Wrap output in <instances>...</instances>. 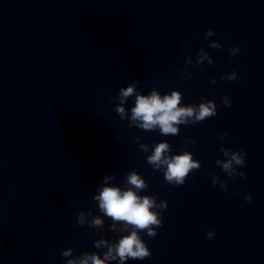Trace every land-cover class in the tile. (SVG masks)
Segmentation results:
<instances>
[{
	"label": "water",
	"instance_id": "1",
	"mask_svg": "<svg viewBox=\"0 0 264 264\" xmlns=\"http://www.w3.org/2000/svg\"><path fill=\"white\" fill-rule=\"evenodd\" d=\"M134 80L143 95L179 91L181 106L212 100L217 114L176 136L128 127L134 97L123 120L113 98ZM161 141L199 161L183 185L146 162ZM221 147L243 149L245 166L222 171ZM131 171L148 185L138 194L167 207L155 237L139 233L151 255L125 264H264V0H0V264L103 258L95 241L128 233L93 197L104 176L125 188ZM81 211L103 227L78 225Z\"/></svg>",
	"mask_w": 264,
	"mask_h": 264
},
{
	"label": "clouds",
	"instance_id": "2",
	"mask_svg": "<svg viewBox=\"0 0 264 264\" xmlns=\"http://www.w3.org/2000/svg\"><path fill=\"white\" fill-rule=\"evenodd\" d=\"M213 31L209 29L205 33V37L213 35ZM211 48L219 49L222 46L218 43H212ZM230 55H235L239 52L238 47L230 48ZM207 59L209 65L213 63L212 59L206 52L201 50L198 64ZM186 63H191V60H186ZM183 75V73H182ZM235 72L226 79L229 81L235 80ZM221 79H225L224 76ZM215 83V80L211 81ZM138 80H134L126 87H121L119 93L114 100L119 103L115 106V112L119 114L123 120L126 116V110L123 104L127 102L128 98L134 97V106L131 108V115L128 117V127H137L145 131H153L158 129L163 136L179 135L180 125L195 124L205 119L214 117L217 112V105L208 100L197 104H188L181 106L182 95L179 91L173 90L170 94L161 95L156 89H152L147 95L140 94L137 90ZM224 106H230L228 97H221ZM227 133L218 135V139H223ZM138 140L139 137H136ZM186 144H192L194 141L187 138L183 141ZM140 149L144 152L149 151L147 144H140ZM225 156L231 153V158L227 161L221 162L216 160L217 166L221 167L222 171L227 172L233 162L240 166H245V155L243 149L239 151H232L231 149H220ZM170 145L167 141L155 143L151 147V154L146 157V162L151 165L154 170L163 172L164 180L167 184L180 186L185 183L186 178L193 170L200 168L198 160L192 158L190 151L184 150L179 154L170 155ZM243 178L245 173H239ZM229 178H232L229 176ZM114 180V176L106 175L103 177V187L99 190V194L95 195L93 199L98 202L99 211L103 216L108 217L113 222L110 225L112 231H116V223L123 222L122 229L126 231L127 235H121L118 241L110 243L104 238L95 241L94 246L97 249L105 248L101 258L96 252L91 254L85 252L82 256L74 259H68L66 264H106L109 261H117V264H125L128 259L143 260L151 255L148 247L141 239L139 233L146 232L149 237L157 235L156 228L162 226L161 215L162 211L167 207L166 201H159L157 203L156 196L144 195L138 193L141 190L147 189L148 185L144 179L136 172L131 171L126 175L125 188L109 184V181ZM212 184L216 185V177L213 176ZM221 190L227 191L226 182L220 185ZM246 201L251 200V196L245 197ZM91 215V212L88 213ZM78 225L87 224L90 228H102L104 220L100 216L92 218L91 222L85 219V213L79 212L76 217ZM129 226L131 230L129 231ZM213 232H207V237L212 238ZM73 250L69 248L61 253L64 257L72 255Z\"/></svg>",
	"mask_w": 264,
	"mask_h": 264
}]
</instances>
